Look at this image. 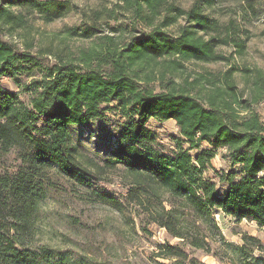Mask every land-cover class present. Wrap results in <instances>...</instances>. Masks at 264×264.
Masks as SVG:
<instances>
[{
  "label": "trees",
  "instance_id": "obj_1",
  "mask_svg": "<svg viewBox=\"0 0 264 264\" xmlns=\"http://www.w3.org/2000/svg\"><path fill=\"white\" fill-rule=\"evenodd\" d=\"M118 1L116 8L128 22L109 27L111 34L89 48L64 55L51 49L34 51L27 16L37 13L46 24L63 19L71 10L68 2L0 4V160L15 150L21 162L18 171L0 173V264L50 259L46 251L27 249L26 237L53 167L88 189L95 201L124 209L123 203L96 188L98 177L81 167L71 145L70 127L93 126L107 110L120 118L113 123L103 168L120 167L130 176V202L143 206L172 239L209 253L206 239L220 236L217 212L264 229V124L255 110L264 100V74L230 66L221 73L184 75L189 63L226 65L230 59L217 52L220 47L242 55L244 41L233 22L223 26L209 18L205 7L214 0H196L187 10L172 0ZM93 16L97 22L118 21L113 10ZM97 22L67 29L64 38L90 40L99 30ZM6 81L16 92L3 86ZM150 120L174 122L178 132L169 137L170 149L158 142L156 131L147 126ZM218 151L224 152L228 171H215L214 180L208 169ZM87 163L98 168L91 160ZM164 195L189 212L192 231L184 230V214L176 212L180 209L163 207ZM242 242L244 246L236 248L240 259L250 253L248 246L260 248L252 237L244 236ZM155 258L200 264L179 245H158ZM260 262L264 264V258Z\"/></svg>",
  "mask_w": 264,
  "mask_h": 264
},
{
  "label": "rangeland",
  "instance_id": "obj_2",
  "mask_svg": "<svg viewBox=\"0 0 264 264\" xmlns=\"http://www.w3.org/2000/svg\"><path fill=\"white\" fill-rule=\"evenodd\" d=\"M57 1H66L70 5V13L63 19L46 24L37 13L27 16L31 28L30 39L35 44L34 51L45 53L51 49L54 52L62 51L63 55L77 54L79 49L89 48L93 41H98V38L110 35L109 27L116 28L128 22L127 17L116 8L120 5L118 0ZM195 1L172 0L175 6L186 10L190 9ZM205 8L209 18L217 20L221 25L226 26L229 22H233V27L238 32L237 36L244 41V52L240 56L232 47H220L217 52L230 59L226 65L189 63L185 65L184 75L205 71L221 73L230 66H234L239 71L259 69L264 74V0H214L211 7ZM107 10L116 11L118 21L97 22L94 19V13ZM95 22L99 30L90 40L81 37L64 38L65 30L75 27L85 28ZM239 80V74H236V81L242 88V82ZM3 86L16 92L7 81ZM154 89L158 90L157 84L154 85ZM244 91L247 94L248 87H244ZM255 110L264 124V100L255 106ZM104 114V119L93 126L70 127L71 145L79 154L77 159L81 167L98 177L96 188L111 194L125 207L119 211L107 204L97 202L90 196L88 189L79 187L61 174L56 167L48 170V178L44 185L45 195L39 202L34 216L33 230L26 237L27 249L37 254L43 251L49 253L50 259H42L40 264H159L162 262L169 264L168 261L155 258L158 245L163 244L181 246L190 258L200 264H261L260 261L264 258V229L258 228L254 222H236L217 212L219 220L216 224L220 236L206 239L210 246V252L206 253L180 243L178 239H172L165 229L154 223L143 206L138 207L134 205L135 202H130V176L120 167L112 170L103 168L107 160L105 150L112 144L113 123L120 118V114L114 110H107ZM147 126L156 131L158 142L164 148H171L169 137L178 132L172 120L165 123L150 120ZM202 147L205 148L206 145L203 144ZM194 154L193 151L192 155ZM223 157L224 152L218 151L215 159L210 163L208 173L214 180L215 171L218 173L228 171ZM90 160L98 165L97 169L88 168L87 162ZM20 167L21 162L15 150L10 151L0 160L2 174L14 173ZM161 201L166 210L180 209L176 212L177 215L184 214L182 216L184 230L192 231L193 220L188 211L183 212L176 202L171 201L166 195ZM203 235L208 233L204 230ZM244 236L256 239L260 248L251 250L248 246L246 250L250 253H247L246 259H240L236 248L244 246L242 242Z\"/></svg>",
  "mask_w": 264,
  "mask_h": 264
},
{
  "label": "built area",
  "instance_id": "obj_3",
  "mask_svg": "<svg viewBox=\"0 0 264 264\" xmlns=\"http://www.w3.org/2000/svg\"><path fill=\"white\" fill-rule=\"evenodd\" d=\"M214 218H215V221L217 223V221L219 220V215L218 214H215Z\"/></svg>",
  "mask_w": 264,
  "mask_h": 264
}]
</instances>
